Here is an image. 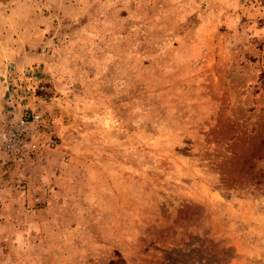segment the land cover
Here are the masks:
<instances>
[{"label": "rangeland", "instance_id": "rangeland-1", "mask_svg": "<svg viewBox=\"0 0 264 264\" xmlns=\"http://www.w3.org/2000/svg\"><path fill=\"white\" fill-rule=\"evenodd\" d=\"M264 0H0V264H264Z\"/></svg>", "mask_w": 264, "mask_h": 264}, {"label": "trees", "instance_id": "trees-1", "mask_svg": "<svg viewBox=\"0 0 264 264\" xmlns=\"http://www.w3.org/2000/svg\"><path fill=\"white\" fill-rule=\"evenodd\" d=\"M260 79H261V84L264 86V73L261 74Z\"/></svg>", "mask_w": 264, "mask_h": 264}]
</instances>
